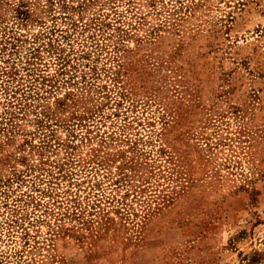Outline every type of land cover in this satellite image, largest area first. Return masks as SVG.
<instances>
[{"label": "rangeland", "instance_id": "374dc122", "mask_svg": "<svg viewBox=\"0 0 264 264\" xmlns=\"http://www.w3.org/2000/svg\"><path fill=\"white\" fill-rule=\"evenodd\" d=\"M0 264H264V0H0Z\"/></svg>", "mask_w": 264, "mask_h": 264}]
</instances>
